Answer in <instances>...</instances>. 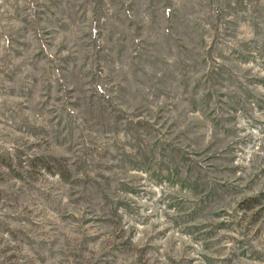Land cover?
Wrapping results in <instances>:
<instances>
[{
    "label": "rangeland",
    "instance_id": "rangeland-1",
    "mask_svg": "<svg viewBox=\"0 0 264 264\" xmlns=\"http://www.w3.org/2000/svg\"><path fill=\"white\" fill-rule=\"evenodd\" d=\"M0 264H264V0H0Z\"/></svg>",
    "mask_w": 264,
    "mask_h": 264
}]
</instances>
